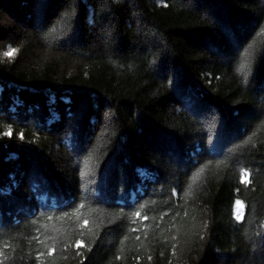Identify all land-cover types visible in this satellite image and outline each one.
<instances>
[{
  "label": "trees",
  "instance_id": "16d2710c",
  "mask_svg": "<svg viewBox=\"0 0 264 264\" xmlns=\"http://www.w3.org/2000/svg\"><path fill=\"white\" fill-rule=\"evenodd\" d=\"M0 264H264V0H0Z\"/></svg>",
  "mask_w": 264,
  "mask_h": 264
},
{
  "label": "snow or ice",
  "instance_id": "6c2138e0",
  "mask_svg": "<svg viewBox=\"0 0 264 264\" xmlns=\"http://www.w3.org/2000/svg\"><path fill=\"white\" fill-rule=\"evenodd\" d=\"M16 51H17L16 49H11V51L8 52V53H5V55L11 56V55L14 54ZM4 135H8V136H10V135H11V130H9L8 132L4 133ZM21 139H23V136H22V135H21ZM247 176H248V173H247V172H243V173L241 174V183H247V182H248V181H247ZM236 204L238 205V207H239L240 209L243 208V204H242L241 201H237ZM139 215H140V213H137V216H139ZM242 217H243V213H242V212H239V213L237 214V217H236V218H237V220H240V219H242ZM145 219H147V217H145ZM85 224H87V221H85ZM76 246H77V247H83V243H82V241L77 240V241H76ZM49 255H51V250L49 251Z\"/></svg>",
  "mask_w": 264,
  "mask_h": 264
}]
</instances>
